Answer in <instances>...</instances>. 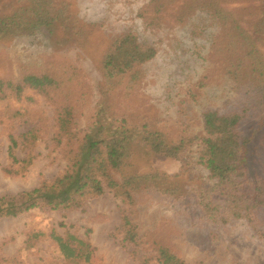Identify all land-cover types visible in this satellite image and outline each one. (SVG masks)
Returning a JSON list of instances; mask_svg holds the SVG:
<instances>
[{
  "label": "rangeland",
  "instance_id": "1",
  "mask_svg": "<svg viewBox=\"0 0 264 264\" xmlns=\"http://www.w3.org/2000/svg\"><path fill=\"white\" fill-rule=\"evenodd\" d=\"M206 1L49 0V16H58L52 30L40 25L33 33L1 37L0 81L18 83L30 73L65 75L64 67L70 76L58 94L32 87L20 94L0 89V196L16 202L21 192L63 172L71 146L58 142L59 104H72L71 126L79 135L96 119L107 124L125 117L136 128L148 123L178 137L204 133L205 108L220 109L226 98L237 102V63L242 61L239 72L247 79L254 58L264 62V0H218L227 14L219 19ZM17 4L0 0V11L9 14ZM126 35L152 46L156 55L137 67L132 81L111 83L102 60ZM241 134L248 176L264 178V105L243 121ZM10 138L16 160L9 155ZM195 142L185 140L177 159L138 148L122 167L126 175L165 173L170 179L164 183L185 190L178 203L143 191L132 204L106 191L68 206L39 204L14 216L0 214V264H158L154 241L186 264H264V239L246 219L207 226L197 220L193 190L209 180L197 162ZM124 216L142 235L136 243L123 240ZM51 232L87 242L90 260L65 259Z\"/></svg>",
  "mask_w": 264,
  "mask_h": 264
},
{
  "label": "trees",
  "instance_id": "2",
  "mask_svg": "<svg viewBox=\"0 0 264 264\" xmlns=\"http://www.w3.org/2000/svg\"><path fill=\"white\" fill-rule=\"evenodd\" d=\"M13 2L19 4L13 7L11 13L2 14L0 11V38L33 33L40 25L51 27L53 21L58 19L57 14L49 16V0ZM219 4L218 0L206 1L207 9L217 19L219 14H226ZM224 15L220 17L226 22ZM246 42L252 44L249 40ZM251 52L253 53L252 48L248 49L247 54L251 55ZM155 55V48L139 43L134 35H126L112 44L102 64L105 71L109 70L111 83H118L126 77L132 81L137 67L150 61ZM242 67L240 61L233 70L239 74L235 90L240 97L237 102L226 98L220 109L205 108L201 113L204 132L202 135L170 137L159 127L152 126L151 129L148 123H144L140 128L131 126L125 117L111 119L107 124L96 119L89 130L79 135V130H74L71 126L72 104H59L60 115L57 124L58 135L62 138L58 142L64 139L65 143L71 146L67 154H64L67 163L63 172L51 182L44 180L38 187L21 192L16 202L13 201L15 197L0 196V214L14 216L21 210L39 204L52 208L68 206L74 204L78 198L102 195L106 191L128 203L134 202L135 196L143 191L158 192L173 203H178V200L184 197L185 190H179L177 183L175 187L164 183L170 179L165 173L126 175L122 167L138 148L177 159L185 140H196L194 146L197 148V162L207 171L206 179L209 180L196 185L193 190L197 220L207 226L243 218L251 225L254 234L264 239V178L258 175L253 178L248 176L244 163L246 150L241 138L243 121L264 105V62L254 58V62L249 65L250 74L248 73L247 79L240 75L239 69ZM62 70L66 71L65 75L59 72L30 73L23 76L18 83L0 81V89L5 86L20 94L23 87H32L58 94L60 89L64 91V87L69 85V67ZM141 74L139 78H142L143 72ZM105 78L108 80V76ZM80 83L78 80L76 84ZM64 93L68 99L70 92ZM115 93L116 89L111 90V95ZM242 94H245L244 97ZM113 97L117 99V96ZM235 104L241 105L238 107ZM100 112L101 110L98 115ZM10 139L9 155L16 160L11 154L15 140ZM28 163L30 159L27 160ZM122 227L125 228L123 240L136 243L142 238L137 225L133 224L128 216H124ZM38 235L40 234L34 236ZM50 238L65 259H82L84 263L90 260L91 250L87 242L77 240L73 236L63 237L54 232L50 233ZM154 245L153 257L158 264H186L162 243L154 241Z\"/></svg>",
  "mask_w": 264,
  "mask_h": 264
}]
</instances>
